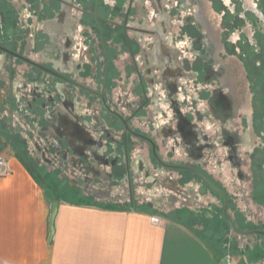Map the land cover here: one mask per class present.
<instances>
[{
  "label": "rangeland",
  "instance_id": "rangeland-1",
  "mask_svg": "<svg viewBox=\"0 0 264 264\" xmlns=\"http://www.w3.org/2000/svg\"><path fill=\"white\" fill-rule=\"evenodd\" d=\"M220 1L227 7L228 13L233 16V14H235L234 9L238 8V6L232 4L230 0ZM235 1L240 4L238 17L243 19V23L239 28L234 26L233 18H227L225 16L224 19V11L221 10L220 3H216V8L219 9L217 10L213 7L212 0H159L162 10L170 11L166 18L150 0H144V2L137 1L133 9V18H131L130 21L132 25L151 32H144L143 34L130 32L129 35L134 40V48L137 51V64L141 71L148 96L145 107L137 116L135 125H137L138 128L148 131V134L154 138L156 152L166 161L172 160L180 164L193 163L195 165H200L201 169L204 170L214 184L218 186L222 184V191L229 197L228 209H230L231 212H235L237 202L239 205V208H237L242 209L250 222L241 220L240 217H238L235 220L231 219L233 225L250 227L253 225L251 221L255 220L259 215L264 217V199H259L257 196L253 197V195H251L252 189L250 186L252 182L251 175L253 176L255 174V187L258 190L257 194L260 190H264V168L258 166L256 161L251 165L254 159L263 158L262 153L261 155L259 153L255 156H251L241 145H237L239 152L237 157L240 161L238 165H235L229 158V148H226V146L219 147L216 143V147L203 148V157L200 160L190 161L186 157L187 150L183 147V139L179 134L172 135L171 132H169V128L166 127L171 126L173 132L177 129L178 120L174 117L175 113L172 103L174 101H179L181 111L183 113L188 112L187 115L190 117L189 119L192 125L195 126L198 132V141H196V143H203L199 135L200 130L206 133L208 139L212 140L213 138L214 140H212V142H215L216 133H222V123L216 122L209 124L198 120L197 116L192 113V106H199V108L202 109H204V106H212L209 104V100L216 94L224 99L226 103L225 106L233 107L238 112L237 120L233 117L231 120L232 122L229 121L227 124H224L225 130L233 132L234 129L238 127V133L240 135L243 134L245 131V128L242 126L243 120H245L246 126L247 123L249 124L250 122V124L253 123L254 126L263 130L264 117L262 118L261 116L264 114V16L257 6L258 0ZM246 12L248 17L245 15ZM65 15L66 13L60 14L56 16L57 18L43 21L42 18L38 17L36 14L31 15L30 22H27L28 27L25 31H22V33L27 34L22 41L24 45L22 46L21 42H15V46L22 51L24 56H31L40 63L50 64L54 66L55 69L74 75V72L78 70L74 66V63L77 61H70V64L67 65L62 63V56L67 55L66 52L68 53L69 50L75 51L77 48L75 44L71 43V40H74L72 34L71 37L68 35V31L70 32L73 28L72 20L71 18H67L63 21ZM55 20L57 24L53 26ZM229 20H231V24L233 21V26L235 27L233 31H229L224 25V23L229 24ZM161 26H164L165 33L163 37L160 38L159 43L175 51L178 60V67H173L174 69L170 70L172 72L171 76H173V78L175 77L173 85L177 87V90H174L176 94L172 95L173 97H171V99H169L171 87L165 86V81L162 77L163 65L152 64L151 62V52L158 44L156 34V30L158 29L156 28ZM37 30L44 32L47 36L45 39L47 40V44L43 45L40 49H37L34 43V34ZM1 33L3 35V40L0 43L5 45L11 44L12 42L8 43L5 38L14 33L11 27L4 28ZM48 33H52V35ZM240 33H243L245 41L248 44V46L243 45L242 49L238 47L239 44L237 43ZM185 35H187L189 39L190 47L185 46L181 49L177 47V44L185 38ZM53 36H55L56 39L58 38L56 44L58 49H60V54H58L59 57L48 52L52 46V43L49 44V42H51L53 38L55 39ZM255 53L256 55H254ZM0 57L1 61H3L0 62L3 67L2 69H4L6 73H4L5 79H0V94L1 88L6 90V95L0 96V100L4 98V100L0 101V104L3 103L0 106H11L10 100L13 95L12 90L10 91L11 85L14 83V87L17 81L26 80L22 76L27 74V65L21 60H10L8 55L3 52H0ZM126 60H129L128 55L122 53L120 58L121 62H117L118 66H121L119 69L121 70L120 75L122 77L121 79L116 75L115 79H119L118 81L130 82L132 78H135L134 69L130 63H128L127 66L125 65ZM195 64H197L199 68H197L199 70L198 75L193 71L195 69ZM12 73H16V77H14L13 81L9 82ZM29 82L31 84L28 85V89H21L18 87V92H16L14 96L15 102L18 101L17 93H19L22 95L23 106H28L29 102L35 105H42L45 103L46 105L48 104L47 106H64V100L60 95V88L63 86L61 83L52 80V87H48L49 90L47 89V91H44L43 96V94L39 93V84H35V81L33 82L32 80H29ZM130 83H128L127 86L123 85L121 91L117 90L118 87L114 88V94H117V96L121 98V102L125 104V106H120V108L126 113H130L135 107L132 106L133 103L128 105L129 102L134 98H140V93L138 91L135 92L136 94L129 92V89L132 88ZM204 88L209 90L207 100L202 103L201 101L195 103L196 97L204 91ZM20 89L21 92H19ZM161 92H164V96L160 95ZM38 95H40V97H38ZM181 95L184 97L183 100L179 98ZM163 104H167L168 109L163 108ZM77 106H79L78 102L75 103V108H78ZM246 107H248V111H246ZM253 108H255L254 120L252 117L250 119L249 116L250 112H253ZM79 109L81 111L82 107H79ZM169 110L172 112L171 118H169L168 115ZM88 116V114L84 113L86 119H88ZM212 117L214 120L216 119V117ZM260 117L262 119H260ZM37 119L39 120V117ZM98 119L100 118L96 116L97 121ZM160 119L165 120L166 123L160 124ZM1 120V125L9 130L7 119L4 118ZM35 120V117L28 120L29 129H27V137L30 143L27 142V137L24 138L22 129L15 124V129L11 136L18 139L20 146L24 147L26 153L28 151L32 153V155L27 154L32 157L31 159L34 166L39 169L40 175L46 181L47 178H45V173L40 171L39 149L35 148V144H37L38 141L43 142L47 138L44 135H40L38 131V134H36L38 139L34 136L36 132ZM235 121H238L239 125H234L233 122ZM157 125L159 129L164 130L165 128L168 130V132H166L167 138L162 137L159 130H157ZM209 125H211V127H209ZM96 127L95 124V131L99 135L104 129L102 128L103 130H101L99 127ZM98 135L96 134V137H98ZM102 138H104V136H102ZM257 140L256 138V143ZM262 140L264 141V139ZM134 144L135 145L129 150L128 154V174L131 177V185H129L131 187L130 189H132L131 193L133 199L135 200L140 194L142 196L141 200L137 203L140 205H147L148 208L150 210L152 209L151 211L154 212L155 209L150 203L151 198L157 197L158 195L168 196L169 194L177 193L179 195L178 204L190 198V202L197 206L196 209H200V202L198 198H196L193 190L195 187H200L198 196L202 197L203 194L206 193L205 195L207 196L205 197L209 199L210 208L201 207L204 210L201 214H197L198 216L196 217L199 218L197 219L195 217L194 222L197 221L199 224L203 225L202 230L203 232L206 230L207 234L205 239L219 255L221 262L225 256L228 257V264H239L244 260L258 259L264 256V235L257 234L246 237L239 236L237 238L226 237V234H229L228 231L230 228L221 213L222 198L216 194V192H212L208 186L202 184L199 179H191V181L187 182L185 173L183 172L163 170L158 167L152 170L151 165L148 163L147 167L144 161L145 169L139 171L137 161L139 159L142 161V158H144V160L147 158L148 160L150 147L141 141H135ZM105 149L108 155V147H105ZM51 155V157H56L54 153H51ZM60 161L63 162L62 159H60ZM55 162L58 161L56 160ZM68 162L70 161L67 160L63 162L65 163L66 169ZM118 162H121V166L115 165L111 170L100 163L96 164V168L102 172H98L93 178L96 190L103 189L104 185H109V175L116 174L117 177H114L115 181H111L108 187L111 190L113 189V192L120 191L122 195H126L129 187L128 184H126V180H123L125 175L123 157L118 159ZM71 167L72 170L75 169L76 176H81V179L86 176L88 170L92 168L84 161H82V165L79 163L75 165V167L72 165ZM63 172L65 173V176H62L63 178L67 180L73 178L71 170H69L68 173L65 171ZM148 173L150 174L149 176ZM178 176L180 179L176 178ZM173 177L176 179L174 180ZM136 184H138L137 189L134 188ZM48 189H50L49 186ZM49 193L51 192L49 191ZM187 193H189L188 196ZM194 195L195 197H193ZM134 205L136 206L137 204L134 203ZM176 210H184L182 204L179 205V207L177 206L174 211ZM261 227L264 228V225H261Z\"/></svg>",
  "mask_w": 264,
  "mask_h": 264
},
{
  "label": "crops",
  "instance_id": "crops-1",
  "mask_svg": "<svg viewBox=\"0 0 264 264\" xmlns=\"http://www.w3.org/2000/svg\"><path fill=\"white\" fill-rule=\"evenodd\" d=\"M157 29L160 40L165 29L164 26ZM56 40L58 38H53ZM158 44L163 47L164 57L170 61L173 54L178 62L175 51ZM0 62H3L1 57ZM157 64L163 65L162 77L164 72H170V84H173L175 77L170 70L174 68H167L162 62ZM2 68L0 63V79L3 80L5 71ZM165 86L170 85L165 83ZM5 91L1 88L0 96L6 95ZM42 107L45 120L41 117L35 120L34 136L38 137V131L50 145L49 152L38 148L40 171L45 173L46 181L39 169L34 170L19 157L11 136L0 134V156L5 159V167L0 171V264H222L205 239L203 225L194 222L209 201L207 195L199 197L194 188L200 209L187 198L181 201L184 210L180 211H174L181 205L177 193L168 195L175 197L171 206L165 202L166 195L151 198L154 212L147 205H129L126 197L119 203L113 201L120 194L105 185L98 190L94 187V171L102 173L96 164L103 163L94 153L89 125L82 127L77 121L80 109L48 106V111L46 106ZM29 113L28 106H0V119L6 118L11 129L15 128L12 124L17 125L24 138L29 129L28 120L32 118ZM166 127L173 132L171 126ZM69 128H79L82 134L68 136L71 134ZM157 130L167 138V134L162 133L165 128L157 126ZM27 142L30 143L28 137ZM38 143V146L43 144ZM183 147L186 148L184 142ZM42 152L46 159L49 153H55L54 160L58 162L46 164V160L42 161ZM60 159L70 161L68 170ZM142 159L147 165V158ZM82 161L92 168L81 179L71 165H82ZM69 170L73 178L67 180L62 176H65L63 171L68 173ZM141 197H136V201ZM158 197L163 198L161 205L156 202ZM53 203H57V210L51 228ZM152 216H157L161 222H153Z\"/></svg>",
  "mask_w": 264,
  "mask_h": 264
},
{
  "label": "flooded vegetation",
  "instance_id": "flooded-vegetation-1",
  "mask_svg": "<svg viewBox=\"0 0 264 264\" xmlns=\"http://www.w3.org/2000/svg\"><path fill=\"white\" fill-rule=\"evenodd\" d=\"M137 1L144 2V0H0V42L3 40V35L1 32L4 30V28L11 27L14 32L12 35L5 37L8 43H12L8 45L0 43V46L8 49L11 52L16 53L19 56H23L31 62H34L43 67H36L19 58L5 53L8 55L10 60H21L23 63H25V65H27V74L25 76H22L26 80L17 81L14 87V83H12L11 85L10 91L12 90L13 92V95L11 96L10 100L11 106H23L22 95L17 93L18 102H15L14 96L15 93L18 92V87H20L21 89L29 88L28 85L31 84L29 80H32L33 82L35 81V84H39L40 94H43L44 91H47L48 87H52V80L61 83L63 86H61L60 88V95L64 100V106L75 107V103L78 102L79 106L77 107H82V110L77 115V121L82 127L84 125H89L90 128L88 130L90 131L91 141L94 144V153L97 154L98 160L103 163L102 165L108 167L109 170H111L112 167H114L115 165L121 166V162H118V159L123 157V166L125 169V175L123 180H126V184H128L129 188L125 196L122 195L120 191H117V193L120 194L121 198L118 196V198H113V201L119 203L122 198L126 197L128 204L131 206H135L134 203L137 204V201L136 199H133V195L131 193L132 189H130L131 177L128 174V154L129 150L135 145V141H141L142 143H145L150 147V155H148L149 157L147 162L151 165L152 170H155L156 167H160L158 161L153 156L151 151L152 148L150 142L154 144L156 152V145L153 140L154 138L148 134V131L138 128L137 125H135L137 116L145 107V103L147 102L148 98L142 74L137 64V51L134 48V40L129 35L130 32H135V28H140L132 25L130 21V19L133 18V9L135 6V2ZM153 4L157 6L156 8L163 14L165 18L166 16H168V13H170V11L162 10V8L160 7L159 0H153ZM64 13H66V15L64 16L63 21L67 18H71L72 20V32L68 31V35L69 37H71L72 34L74 40L72 39L71 43L75 44L77 48L75 49V51L69 50L68 53L66 52L67 55L62 56V63L67 65L70 64V61L75 62V60L77 62H81L74 63V66L76 67V69H78L77 72H74V75L55 69V67L50 64L40 63L31 56H24L22 51L15 46V42H21L22 46L24 45V42L22 41L27 36V34L22 33V31H25L28 27L27 22H30L29 20L31 18V15L36 14L38 17L42 18L43 21L48 19L51 20V18H57L56 16H59L60 14ZM55 21L53 23V26L54 24H57V21ZM50 34L52 35V33ZM156 34L158 40L157 42H159L158 30H156ZM34 36V43L37 49H40L43 45L47 44V40H45L47 36L44 32H40V30H37ZM50 43H52V46L50 47V50L48 52H51L50 54H55L56 57H59L58 54H60V49H58L56 41L51 40L49 44ZM81 44L83 45V47L81 46ZM0 52L3 51L0 50ZM69 52L71 53V55ZM122 53H125L129 57V60L125 61V65L127 66L128 63H130L134 69L135 78L131 79V83L122 82V80L118 81L119 79L117 78L115 79L116 75L122 79L120 75L121 70L119 69L121 68V66H118L117 64V62H121L120 58ZM163 54V47H161L160 44H157L156 48L151 52L152 64L162 62L164 63V65H166L167 68L178 67L175 55L172 54L169 61L166 57L163 56ZM197 68L198 65L195 64V69L193 71L196 72L198 75L199 68ZM59 75H61L62 77H59ZM14 77H16V73H12L11 78H9L11 79L9 80V82L13 81ZM163 80L171 87V91L169 93V99H171V97H173L172 95L176 94L174 90H177V87L173 84H170V72L163 73ZM128 83H130L132 87H130L131 89H129V92L135 93L138 91L140 93V98H134L129 102L128 105L133 103L132 106H135L130 113H126L123 111L122 108H120V106H125V104L121 102V98H119L117 94H114V88L118 87L117 90L121 91L123 89V85L127 86ZM21 89L19 90V92H21ZM208 96L209 90H206L204 88V91L196 97L195 103L199 101H201V103L206 101ZM38 97H40V95H38ZM2 100H4V98ZM2 104L3 103H1L0 105ZM172 104L175 113L174 117L177 118L178 121L177 129L174 132H171V134L181 135L184 145L188 152V154H186V157L190 161L200 160L203 157V148L213 146L216 147V143L219 145V147L226 146V148H229V158L233 161L235 165H238L240 161L237 157L239 155L237 145H241L242 148L245 149L246 152H249L251 156H255L259 153L261 155L262 153V156L264 158V141L262 140L264 139V128H262L263 130H261L254 126L253 123L250 124V122L249 124L247 123L246 126L245 120H243L242 126L245 128L243 134L240 135L238 133V127H236V130L234 129L233 132L225 130L224 124H227L229 121L232 122L231 120L233 119V117L237 120L238 112L233 107L225 106L226 103L224 102V99L221 96H218L216 94L212 96L209 100V104H211L212 106H204V109L199 108V106H192V113L197 116L198 120L202 122H207L209 124L216 122L222 123V133H216L215 140L217 142H212V140L214 139H208L206 133L200 130L199 135L203 140V143L201 142L197 144L196 141H198V132L196 131L195 126L192 125V122L189 119L190 117L187 115L188 112L183 113L181 111L179 101H174ZM47 105L45 103H43L42 105H35L29 102L28 106H31L29 114L32 115V118L35 117L36 120H38V117H41L42 120H45L43 118L44 113H41V110L44 111L45 108H38L37 106H46V109L49 111ZM254 110L255 108H253L252 112L250 109L251 112L250 114L248 113L250 119L252 117L253 120L255 116ZM246 111H248V107H246ZM84 113L89 115L87 117L88 119L84 117ZM96 116L100 118L98 119L99 122L96 120ZM212 116L216 117V119L214 120ZM261 117L263 118L264 114H262ZM261 117L260 119H262ZM123 120L125 121L128 129L133 134H138L143 138H147L150 142H148L146 139H142V137L135 136L128 130H126L123 124ZM0 121L2 120L0 119ZM95 124L97 127H99V129H104L102 132L99 133V135L95 131ZM233 124L239 125V122L235 121L233 122ZM71 129L72 128H69L71 134H67L68 136L76 137L79 136V134H82L81 129L79 128H73V130ZM9 130L12 134L13 129L10 128ZM162 133L166 134V131H163ZM96 134L98 135V137H96ZM102 136H104V138H102ZM36 138L38 139V137ZM256 138L258 139L257 143L255 142ZM38 145V143L35 144V148L41 147L43 148L42 151L44 150V153L45 151L49 152L50 147L48 145L47 139L43 141L42 145ZM47 145L48 147L46 148L45 146ZM105 147H108V155L106 153L107 150L105 149ZM27 153L32 155V153H30L29 151ZM44 153L42 152V156H44V158L42 157V161L46 160V164L48 165L54 164L55 160L52 158L55 157H51V153H49L46 159L45 155H43ZM156 154L163 163L168 166H171L162 167L163 170L183 172L185 173V179L187 182L191 181V179H199L202 184L208 186L212 192H216V194H218L222 198L221 213L230 228V230L228 231L229 234H226V237H246L250 235H257L260 234L258 232L264 231V228L261 227V225H264V217L261 215H259L255 220L251 221L253 222V225H251L250 227H240L233 225L232 220H235L238 217H240L241 220H244L246 222H249V219L246 218L242 209H238L239 205L236 202L237 200L235 201V212H231V210L228 209L229 197L228 195H226V193L222 191V184H219V186L217 184H214V182L208 177L204 170L201 169L200 165H195L193 163L180 164L179 162L172 160L166 161L157 152ZM30 155L28 156L30 161L32 162V157ZM54 156H56V154ZM263 158L254 159L251 162V165H253V163L256 161L258 166L260 165L261 168H264ZM137 163L139 171L145 169V165L140 159L137 161ZM174 166L180 168H173ZM33 167L35 170H37V167H35L34 164ZM94 174H98V172L94 171ZM149 175L150 174L148 173V176ZM254 176L255 174L253 176L251 175L252 182L250 185L252 189L251 195H253V197L256 196V178L254 179ZM114 177H117V175H109V184L111 181H115ZM176 178L180 179L179 176ZM137 185L138 184L135 185L136 187L134 186L135 189H137ZM108 186L105 185V187ZM195 188L197 192L200 189V187ZM205 194H203V196ZM260 194L264 197V190H262ZM139 196L141 197V194ZM224 198L226 200V205H224ZM162 200V197H158L156 199L157 204L161 205ZM165 200L166 204L168 206H171V204L175 200V197L167 196L165 197ZM206 207L210 208V202L207 203Z\"/></svg>",
  "mask_w": 264,
  "mask_h": 264
},
{
  "label": "trees",
  "instance_id": "trees-1",
  "mask_svg": "<svg viewBox=\"0 0 264 264\" xmlns=\"http://www.w3.org/2000/svg\"><path fill=\"white\" fill-rule=\"evenodd\" d=\"M213 1V7H217L216 6V3L218 2V3H220V8H221V10H223L224 11V19H225V16L227 17V18H233V20H234V26L235 27H237V28H239V26H241L242 25V23H243V19L242 18H239L238 17V14H239V12H240V4H238V3H236V1L235 0H230L231 1V3L232 4H236L237 6H238V8H235L234 9V13L235 14H233V16H231L229 13H228V9H227V7H225L223 4H222V2L220 1V0H212ZM258 7H259V9L261 10V12L263 13V16H264V0H258V5H257ZM217 9V8H216ZM217 10H219V9H217ZM245 15H247V12L245 13ZM247 17H248V15H247ZM231 20H229V22H230ZM224 25H225V27H227V29L229 30V31H233L234 29H235V27L233 26V21H232V24H231V22L229 23V24H227V23H224ZM238 44H239V48H241L242 49V47H243V45H245V46H248V44H247V42L245 41V37H244V35H243V33H240L239 34V39H238V42H237ZM254 55H256V53L254 54ZM258 56V55H257ZM242 59V58H241ZM244 65H246V64H244ZM246 67V66H245ZM0 134H3V135H7V136H11V132H10V130H7L6 128H5V126H3V125H1V123H0ZM11 140H12V143L14 144V146H15V148H16V153L19 155V157L24 161V163H26L29 167H31V168H33L34 169V167H33V163L30 161V159H29V156H28V154L26 153V151L24 150V147L23 146H20V142H18V139L17 138H14V137H12L11 136ZM16 144H15V143ZM260 166V165H259ZM35 170V169H34ZM256 177L254 176V179H255ZM257 189L255 190V195L257 196V197H259V199H264V197H263V195H261L260 193L262 192L261 190H260V192L257 194ZM254 260V259H253Z\"/></svg>",
  "mask_w": 264,
  "mask_h": 264
},
{
  "label": "water",
  "instance_id": "water-1",
  "mask_svg": "<svg viewBox=\"0 0 264 264\" xmlns=\"http://www.w3.org/2000/svg\"><path fill=\"white\" fill-rule=\"evenodd\" d=\"M134 31L137 32V33H142V34H143L144 32H151V31H145V30L140 29V28H135ZM0 50L3 51L4 53H7V54H9V55H11V56H14V57H16V58H19V59H21V60H23V61H25V62H27V63H29V64H32V65H34V66H36V67L43 68V67H41L40 65H38V64H36V63H34V62H31V61L28 60L27 58H25V57H23V56H19V55H17L16 53L9 51L8 49H6V48H4V47H2V46H0ZM59 77H62V76L59 75ZM37 107H38V108H43L42 106H37ZM28 108H31V106H28ZM19 112H20V111H19ZM21 112H23V111H21ZM21 114H22V113H21ZM123 124H124V126H125V129L128 130L130 133H132V132L128 129V127L126 126V123H125L124 120H123ZM14 126H15V125H14ZM12 128H13V127H12ZM13 129H15V128H13ZM132 134H133V133H132ZM133 135L138 136V137H142V136H140V135H138V134H133ZM142 139H146L148 142H150L149 139H147V138H143V137H142ZM150 144H151V148H152V149H151L152 154H153V156L156 158V160L158 161V163H159V165H160L159 168L162 169V167H166V166H168V165H166L165 163H163V162L161 161V159L157 156V154H156V152H155L154 144L151 143V142H150ZM168 167H171V166H168ZM173 168H180V167L174 166ZM188 169H191V168H188ZM192 170H194V169H192ZM224 205H226V200H225V198H224ZM56 210H57V203H53V205H52V210H51V216H50V226H51V228H52V224H53V220H54V217H55ZM258 233L264 235V231H261V232H258ZM222 264H228V257H227V256H225V257L222 259Z\"/></svg>",
  "mask_w": 264,
  "mask_h": 264
},
{
  "label": "built area",
  "instance_id": "built-area-1",
  "mask_svg": "<svg viewBox=\"0 0 264 264\" xmlns=\"http://www.w3.org/2000/svg\"><path fill=\"white\" fill-rule=\"evenodd\" d=\"M4 167H5V159L4 157L0 156V171L3 170ZM151 220L155 223L161 222V220L157 216H152ZM239 264H264V256L254 260H244Z\"/></svg>",
  "mask_w": 264,
  "mask_h": 264
},
{
  "label": "clouds",
  "instance_id": "clouds-1",
  "mask_svg": "<svg viewBox=\"0 0 264 264\" xmlns=\"http://www.w3.org/2000/svg\"><path fill=\"white\" fill-rule=\"evenodd\" d=\"M81 46L83 47L82 44H81ZM185 46L190 47V42H189V39H188L187 35H185V38L177 44V47H179V48H181V49H183ZM160 95H161V96H164V92H161ZM179 98H180L181 100L184 99V97H183L182 95H181ZM162 107L165 108V109H168V105H167V104H163ZM168 115H169V118H171V116H172V112H171L170 110H169V112H168ZM163 123H166V121L163 120V119H160V124H163ZM157 126H158V125H157ZM209 127H211V125H209Z\"/></svg>",
  "mask_w": 264,
  "mask_h": 264
}]
</instances>
